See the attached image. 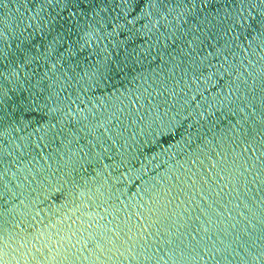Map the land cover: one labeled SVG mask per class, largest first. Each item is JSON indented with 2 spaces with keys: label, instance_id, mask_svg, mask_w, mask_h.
Here are the masks:
<instances>
[{
  "label": "water",
  "instance_id": "obj_1",
  "mask_svg": "<svg viewBox=\"0 0 264 264\" xmlns=\"http://www.w3.org/2000/svg\"><path fill=\"white\" fill-rule=\"evenodd\" d=\"M0 264H264V0H0Z\"/></svg>",
  "mask_w": 264,
  "mask_h": 264
}]
</instances>
